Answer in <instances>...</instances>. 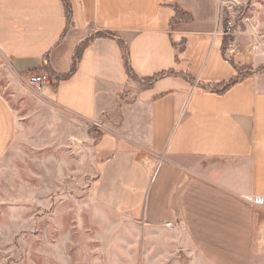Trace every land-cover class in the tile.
<instances>
[{"label":"crops","instance_id":"1","mask_svg":"<svg viewBox=\"0 0 264 264\" xmlns=\"http://www.w3.org/2000/svg\"><path fill=\"white\" fill-rule=\"evenodd\" d=\"M70 1L66 30L63 0H0V50L17 69L38 70L48 54L52 68L67 73L94 26L126 39L139 76L175 69L196 80L171 75L141 90L119 43L97 37L73 75L45 87L60 108L104 122L97 200L140 212L149 226L181 230L209 264H264V204L247 198L264 197V33L250 19L235 32L228 26L234 41L224 52L222 0ZM172 4L193 20L171 27ZM183 42L179 52L175 43ZM249 70L257 72L224 92L208 88ZM122 114L126 122L115 124ZM18 130L0 95V160Z\"/></svg>","mask_w":264,"mask_h":264},{"label":"rangeland","instance_id":"2","mask_svg":"<svg viewBox=\"0 0 264 264\" xmlns=\"http://www.w3.org/2000/svg\"><path fill=\"white\" fill-rule=\"evenodd\" d=\"M222 3L233 32L250 19L264 33V0ZM34 75L0 50V95L19 121L0 160V264H209L181 230L149 226L140 212L118 213L97 200L104 122L60 108L30 84Z\"/></svg>","mask_w":264,"mask_h":264},{"label":"trees","instance_id":"3","mask_svg":"<svg viewBox=\"0 0 264 264\" xmlns=\"http://www.w3.org/2000/svg\"><path fill=\"white\" fill-rule=\"evenodd\" d=\"M63 2H64L66 13H67V27H66V30H67L68 28H70L73 25L72 6H71L70 0H63ZM172 6L175 8V16L173 18L171 27H173V25L175 23H178V22H190L193 20L194 16L190 11L181 8L178 4H172ZM224 25L226 28V34L224 37L223 48H224V52H226L229 45L234 41V35L227 31V28H228V20L227 19H225ZM97 37L113 38L119 43L121 50H122V53H123V59L125 62V66H126L128 76H129V78L137 81L140 84L141 90L147 89V88L151 87L157 80L164 78L166 76H171V75H179L180 74L185 79H187L188 81H190L193 84L196 81L190 75L189 72H179V71H176L175 69H169V70L161 71V72L156 73V74L151 75V76H144V77L139 76L134 71V69L131 65L130 50H129V46H128L126 39L124 37L118 35L116 32L111 31V30H97L96 33L89 34L87 37H85L77 45L75 52H74V55H73V62H72L71 68L67 73H58L56 70H54L50 64L48 54L44 56L43 64H42V67L40 69H38V70L33 69V70H29V71L35 75L41 74V73H49L53 77V79L56 81L67 79L76 72L78 65H79V61L81 59L82 53L85 50V48L90 44L91 41H93ZM175 44L177 47L180 46L178 49L179 52L183 51L184 46H185L184 42L181 45H179L178 43H175ZM178 59H179V57L177 55V60ZM263 69L264 68H261L258 70L260 71ZM255 72H257V71H255V70L239 71L238 74L235 77H233L232 79H230L228 81L220 82L214 86H208V88L212 91L224 92V91L228 90L230 87H232L233 85L237 84L238 82L244 80L247 77L252 76ZM202 87L205 89L207 88L205 85H203Z\"/></svg>","mask_w":264,"mask_h":264},{"label":"built area","instance_id":"4","mask_svg":"<svg viewBox=\"0 0 264 264\" xmlns=\"http://www.w3.org/2000/svg\"><path fill=\"white\" fill-rule=\"evenodd\" d=\"M227 31L229 33H231V29L229 27L227 28ZM51 81H52L51 76L49 74H44V73L37 74V75L31 76L29 78L30 84L33 85V86H35L38 89L45 88L47 85H49L50 83H52ZM247 198H248V200L252 204H255V205H262V204H264V197L261 196V195L250 196V197H247Z\"/></svg>","mask_w":264,"mask_h":264}]
</instances>
